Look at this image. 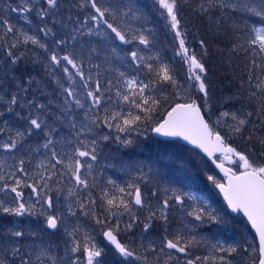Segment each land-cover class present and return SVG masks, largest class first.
<instances>
[{
	"label": "snow or ice",
	"instance_id": "1",
	"mask_svg": "<svg viewBox=\"0 0 264 264\" xmlns=\"http://www.w3.org/2000/svg\"><path fill=\"white\" fill-rule=\"evenodd\" d=\"M65 6L64 0H12L0 8V217L13 218L0 225V264H102L105 249L95 230L81 231L80 224L69 230L66 214L93 221L115 253L140 264H235L241 252L239 264H264V0H154L173 36L167 62L158 52L119 47L138 44L150 53L154 47L146 13L131 0L119 9V25L112 22L111 6L76 0L70 7L91 11L83 20L69 16L75 23L70 27L58 19ZM12 13L28 30L12 23ZM192 20L211 39L228 42L217 53L230 66L243 54L229 80L235 90L226 96L217 97L209 79V39L194 36L199 51L190 47ZM90 36L107 41L108 52L86 47L82 38ZM110 57L131 72L113 67ZM22 64L43 69L58 90L56 100L39 99L49 96L44 81L22 72ZM148 132L183 139L207 154L226 182L207 179L227 209L246 217L255 233L251 242L243 234L244 244L199 236L198 229L223 224L224 217L193 193L148 187L151 169L145 171L142 162L125 167L130 179L124 185L93 175L103 147L133 148ZM65 188L66 213L59 202ZM24 217L41 223L32 228L17 219ZM156 227L160 236L149 238ZM62 228L66 239L54 243L49 230ZM135 228L141 230L140 243L122 242V234Z\"/></svg>",
	"mask_w": 264,
	"mask_h": 264
},
{
	"label": "trees",
	"instance_id": "2",
	"mask_svg": "<svg viewBox=\"0 0 264 264\" xmlns=\"http://www.w3.org/2000/svg\"><path fill=\"white\" fill-rule=\"evenodd\" d=\"M65 7H63L59 13L58 19H63L70 27L75 26L74 20L68 21V17L73 18L79 16L81 20L91 11L90 6H86L83 10H78L77 8H72L70 5L75 3L76 0H64ZM102 6H111L116 10V19L112 22L119 25L122 21V17L119 13V9L125 8L129 4L130 0H99ZM141 11L146 13L147 19L149 20L148 26L154 30V51L159 53V55L167 62L171 60L173 56V36L169 32L165 25V20L158 13V10L154 7V0H131ZM32 19V26L35 27L38 24L35 16L30 17ZM111 20V16L109 17ZM257 22L255 18H250V23ZM135 25V21L132 22ZM258 23V22H257ZM25 26L29 28L28 24ZM91 26V22H89ZM59 28V25L56 26ZM192 34L189 35L188 39L190 41V47H195L197 51L196 42L194 41V36L196 40L199 38L209 39V55L206 57V63L209 69V79L214 86L215 95L221 97L225 95L226 91H234V87H229V80L232 76L236 74L235 65H241L243 62V54L233 59L232 66L222 58L217 53V48L222 46H227V41L221 44L219 41L211 39L206 35L203 26L196 20H192L189 24ZM105 31H109L101 25ZM61 30L60 34H63ZM82 41L85 42L86 47L97 46L102 52H108V42L101 39L100 37L90 36L83 37ZM119 45V42H116ZM138 44H136L137 46ZM135 45H119V47L124 49H129L136 47ZM143 47L142 45H138ZM31 47V46H29ZM37 52L41 50L36 49ZM31 55V53H29ZM112 60V66L119 68L121 71L131 72V69L127 67L126 64L122 63L121 60L110 57ZM94 63L100 62L97 59L93 60ZM20 70L22 72H30L33 76H36L38 80H43L46 87L45 91L49 93V96H40L39 99L42 102L47 103L49 98H52L51 94L55 96L51 91L54 89V84L50 82L41 67L37 66L33 68L29 65H20ZM178 71H181L180 65L175 64ZM108 68V64L105 62L102 64L101 70ZM87 67L85 71H87ZM114 76L115 73H106ZM54 112V106L52 107ZM62 131H65L62 129ZM233 146L242 147L241 141H232ZM103 162V163H102ZM138 162H142L146 167L145 171L151 169V181L148 185L150 188L159 187L161 190L165 187L175 188L178 191L190 192L196 196L206 200L210 207L216 210L221 216L224 217L226 221L223 224H209L201 228L203 232L206 233V238L210 241L219 240L225 244H231L234 241H239L240 244H244V240L240 239L241 235L245 236V226L247 225L243 217L237 215H232L227 209L223 199L218 193L216 187L208 181L207 177L210 175L211 170L214 169L213 165L207 160L201 153L197 150L188 147L183 144L180 140H164L155 137L148 132L145 137L139 140V143L133 148H123L115 143H110L102 148V154L100 156L99 163H102L103 167L112 169L113 173L120 181H129L130 175L125 172V167L130 165H135ZM210 170V171H209ZM215 170V169H214ZM163 196V191H161ZM155 202V201H153ZM225 213H227L225 215ZM87 225H92L97 232H100L99 226L93 221L85 218ZM248 232L253 236V232L247 225ZM136 229V228H135ZM140 230L137 228L136 231ZM151 233L159 236L161 234L159 227L151 230ZM110 253V260L107 264H123L120 260V256L115 253L114 249L111 247L108 249ZM202 254L203 249L199 251ZM243 253H238L236 256L235 264H239L241 256Z\"/></svg>",
	"mask_w": 264,
	"mask_h": 264
},
{
	"label": "rangeland",
	"instance_id": "3",
	"mask_svg": "<svg viewBox=\"0 0 264 264\" xmlns=\"http://www.w3.org/2000/svg\"><path fill=\"white\" fill-rule=\"evenodd\" d=\"M9 2H12V0H0V8H4L5 5ZM14 6V4H13ZM10 20L12 21L13 24H16L17 26H22L25 28V30H28V28L25 26V23H27L26 21H24L23 19H19L17 17V15L15 13H12L10 14L9 16ZM103 29V28H102ZM104 30V29H103ZM105 31V30H104ZM31 34V32H30ZM136 46V45H135ZM136 47H139L141 49H143V52L145 55H150V54H153V53H156L154 51V49H152V52L150 53L148 51V49H144L143 47L141 46H136ZM46 87H44V91H45ZM57 89L54 85V89L51 91V93H54L55 96L53 94H51L53 100H56L57 99ZM230 92L226 91L225 95L223 96H226L228 95ZM57 109L54 107V112L56 111ZM212 119L214 120L215 119V116L212 117ZM11 161H9L10 163ZM0 163H3V161H0ZM103 163V162H102ZM102 163H99V166H97L95 163H94V172H93V175L95 176L97 173H102V176H103V179L104 181L106 182L107 179L111 178L113 180H116L117 183L121 184V185H124L126 183V181H123L122 180L120 181V178H117L115 176V173H113V170L112 169H108L106 167H103L102 166ZM137 164V163H136ZM227 164V163H226ZM6 166V165H5ZM232 167L235 168L234 165H231ZM210 171V170H209ZM210 175L216 177L217 179L221 180L222 181V177L216 172V170H211L210 172ZM126 179L128 178V180L130 179L129 176L128 177H125ZM97 179L99 180L100 177L97 176ZM175 189V188H174ZM30 190H25V194L26 196L28 195ZM66 191L67 189L65 188L64 192L63 193H60V205H61V210L62 211H65L66 213V204L67 202L65 201L64 199V196L66 195ZM180 191V190H179ZM53 196L55 197L57 195V193L53 192L52 193ZM195 195V194H194ZM13 218L11 217H0V225H10L11 221H12ZM17 219H22L24 224H27L29 225L30 227L32 228H35L39 223H41V221H38L36 218L32 217V218H29V217H24V218H17ZM124 221L126 222L127 221V217H124ZM65 222H66V225L68 227L69 230H71V227L75 224H80L82 227H81V231H84L85 229L89 230V231H92L95 227H93L92 225H87L85 222V217H82L80 216L79 219H77L76 217H71V216H67L66 214V217H65ZM123 223L121 225V227L123 228ZM202 228V227H201ZM198 229L197 230V234L199 236H203V237H206V233L203 232L202 230ZM245 229V228H244ZM95 230V229H94ZM136 229H133V232L132 233H128V234H122L121 236V239L123 242H127L129 241L130 239L131 240H135V243L136 245H138L140 243V231L141 230H138L136 231ZM251 230V229H250ZM252 231V230H251ZM50 232V239L54 242V243H60L61 241H63L64 239H66L65 235H64V230L63 228L60 229L58 232H54L52 230H49ZM245 232V237H247L248 241L251 242L252 238L254 237L251 233L247 231H244ZM93 234L96 236V240H97V243L101 246V247H104L105 251H104V255L101 257L102 259V264H107V262L110 260V253L108 252L110 246L107 245V243L105 242L104 238L102 237V235H100V232H97L96 230L93 232ZM159 236L157 235H154L153 233H151L150 237L151 239H156L158 238ZM208 241L210 243H215V240H212L210 241L208 239ZM147 238L145 239L144 243L147 244ZM61 252H62V246H61ZM197 253H200V252H197ZM121 261H123V264H140L139 261H135L134 258H123V257H119Z\"/></svg>",
	"mask_w": 264,
	"mask_h": 264
},
{
	"label": "water",
	"instance_id": "4",
	"mask_svg": "<svg viewBox=\"0 0 264 264\" xmlns=\"http://www.w3.org/2000/svg\"><path fill=\"white\" fill-rule=\"evenodd\" d=\"M151 134H152L153 136H155V137H158V138H161V139H164V140H180L183 144L187 145L188 147L197 150L199 153H201L205 158H207V159L211 162V164H212V165L214 166V168L216 169L217 173H218L220 176H222V177L224 178V174H223V172H221L220 169H218V168L215 167V165L212 163V160H211V159L207 156V154L204 153L201 149L196 148L194 145H192V144L188 143L187 141H184L183 139H180V138H166V137L157 136L155 133H151ZM216 155L219 156L220 154L217 153ZM226 167H231V166H229L228 164H226ZM222 182H226V181H225V178H224V180H223ZM216 189H217V188H216ZM217 191L219 192L220 196L222 197V199H223V201H224V198H223L222 193H220L219 189H217ZM224 202H225V201H224ZM225 204H226V202H225ZM226 206H227V205H226ZM228 210H229V209H228ZM229 211H230V210H229ZM230 213H231L232 215H238L237 213H232L231 211H230ZM241 215H242V214H241ZM242 216H243V215H242ZM243 218L246 220V217H243ZM246 222H247V220H246ZM249 227H250V225H249ZM251 230H252V229H251ZM252 232L254 233V230H252ZM254 235H255V233H254ZM105 242H106V241H105ZM106 243H107V242H106ZM109 246L112 247L111 245H109Z\"/></svg>",
	"mask_w": 264,
	"mask_h": 264
},
{
	"label": "flooded vegetation",
	"instance_id": "5",
	"mask_svg": "<svg viewBox=\"0 0 264 264\" xmlns=\"http://www.w3.org/2000/svg\"><path fill=\"white\" fill-rule=\"evenodd\" d=\"M222 180H223V178H222ZM160 236V235H159ZM123 242V241H122ZM138 264V263H137Z\"/></svg>",
	"mask_w": 264,
	"mask_h": 264
}]
</instances>
